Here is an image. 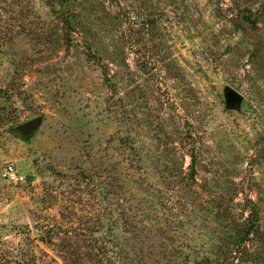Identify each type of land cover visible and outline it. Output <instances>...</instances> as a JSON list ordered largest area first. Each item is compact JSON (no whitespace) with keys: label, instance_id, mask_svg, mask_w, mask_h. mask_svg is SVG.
Segmentation results:
<instances>
[{"label":"rangeland","instance_id":"374dc122","mask_svg":"<svg viewBox=\"0 0 264 264\" xmlns=\"http://www.w3.org/2000/svg\"><path fill=\"white\" fill-rule=\"evenodd\" d=\"M0 264H264V0H0Z\"/></svg>","mask_w":264,"mask_h":264},{"label":"water","instance_id":"95a60500","mask_svg":"<svg viewBox=\"0 0 264 264\" xmlns=\"http://www.w3.org/2000/svg\"><path fill=\"white\" fill-rule=\"evenodd\" d=\"M228 106L232 109H240L242 103V96L233 89H228L226 92ZM40 118L29 121L23 125H20L17 130L23 136H30L36 132L40 124Z\"/></svg>","mask_w":264,"mask_h":264},{"label":"trees","instance_id":"16d2710c","mask_svg":"<svg viewBox=\"0 0 264 264\" xmlns=\"http://www.w3.org/2000/svg\"><path fill=\"white\" fill-rule=\"evenodd\" d=\"M190 138V137H189ZM180 144L181 145H184V142H186V140H183V139H180ZM191 159H192V164H191V173L190 174H188L187 176H189V177H191V176H193V174H194V172H195V170H194V163H195V156L193 155V153H191ZM183 169V168H182ZM189 177H188V179H189ZM182 183H184V181H186V180H184V179H182L181 178V180H180ZM188 181V180H187ZM181 182H178V185H177V187H179V185H180V187L182 186L180 183ZM254 204V203H253ZM253 216H254V214H253V212L251 213ZM252 216V217H253ZM130 220V224H131V227L130 228H132V229H134V230H139L140 228H139V226H138V224L137 223H135V218H132V220L131 219H129ZM255 222L253 221L251 224L249 223V222H247L245 225H247V228L243 231V235H242V237L240 238V240H239V242L240 243H243L244 241H246L247 240V238H249V235H251L252 234V232H255V224H254ZM235 252V253H234ZM239 252V251H238ZM238 252L236 253V251H233V253H234V257L232 256V258L231 259H236L237 258V255H238Z\"/></svg>","mask_w":264,"mask_h":264},{"label":"built area","instance_id":"2783aa9c","mask_svg":"<svg viewBox=\"0 0 264 264\" xmlns=\"http://www.w3.org/2000/svg\"><path fill=\"white\" fill-rule=\"evenodd\" d=\"M2 178L4 181L14 184L22 183L25 181V177L21 175L12 164L5 165L2 172Z\"/></svg>","mask_w":264,"mask_h":264}]
</instances>
